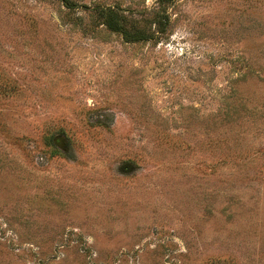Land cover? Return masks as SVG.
<instances>
[{
  "label": "rangeland",
  "instance_id": "obj_1",
  "mask_svg": "<svg viewBox=\"0 0 264 264\" xmlns=\"http://www.w3.org/2000/svg\"><path fill=\"white\" fill-rule=\"evenodd\" d=\"M0 264H264V0H0Z\"/></svg>",
  "mask_w": 264,
  "mask_h": 264
},
{
  "label": "trees",
  "instance_id": "obj_2",
  "mask_svg": "<svg viewBox=\"0 0 264 264\" xmlns=\"http://www.w3.org/2000/svg\"><path fill=\"white\" fill-rule=\"evenodd\" d=\"M99 17L107 29L122 35L126 42H146L152 38L148 30L142 27L145 21L134 20L115 8L101 9ZM164 19L162 15H158L154 23L163 26Z\"/></svg>",
  "mask_w": 264,
  "mask_h": 264
}]
</instances>
